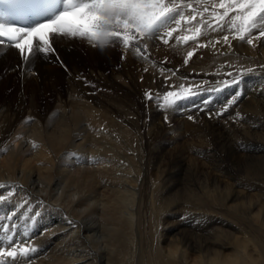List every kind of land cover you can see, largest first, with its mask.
<instances>
[{"label": "bare ground", "instance_id": "1", "mask_svg": "<svg viewBox=\"0 0 264 264\" xmlns=\"http://www.w3.org/2000/svg\"><path fill=\"white\" fill-rule=\"evenodd\" d=\"M175 2L186 16L209 21L219 0ZM226 19L221 31L201 27L202 59H192L196 43L175 39L186 35L181 30L163 43L168 28L141 40L147 50L139 53L122 41L102 47L56 37L55 52L37 48L25 61L0 45V247H34L24 264H264V203L249 204L250 215L242 210L258 193L241 190L234 169L241 158L264 161V46H257L264 37L234 38ZM158 46L166 55H155ZM238 76V99L234 87L210 99L209 83ZM136 83L158 85L142 95ZM180 85L195 95L163 116V94ZM149 92L154 104L146 111ZM166 117L194 129L189 152L172 146ZM154 120L155 134L146 127ZM257 171L243 178L255 185L263 176ZM190 172L193 183L182 186L180 175Z\"/></svg>", "mask_w": 264, "mask_h": 264}, {"label": "snow or ice", "instance_id": "2", "mask_svg": "<svg viewBox=\"0 0 264 264\" xmlns=\"http://www.w3.org/2000/svg\"><path fill=\"white\" fill-rule=\"evenodd\" d=\"M187 8L195 13L192 3H188ZM215 9H222V14ZM0 10V18L3 13L10 17H40L28 27L18 28L14 24L0 22V38H6L0 39V45L10 42L9 46L18 49L25 61L37 56V48L38 53L46 56L55 52L53 44L56 37L87 38L102 47L122 41L125 48L134 46L139 53L147 50L146 46L144 49L139 46L145 37L156 38L161 28H168L161 39L163 43L169 44L173 34L180 29L182 21L187 24L197 20L196 14H192L190 19L185 16L175 0H0ZM208 11L205 7L199 14L203 17L204 12ZM232 13L234 14L230 16ZM211 14L213 23H204L213 31L223 30L229 22L226 18L230 17V30H234V38L244 40L246 35L254 31L258 32L256 38L264 37V0H219L213 6ZM170 22H174L176 26L170 27ZM201 34V27H196L192 35L176 36L175 39L186 43L196 40ZM223 40L228 43V36L225 35ZM34 41L38 42L35 46ZM247 42L252 44L253 40L248 39ZM192 55V52L187 54L189 58ZM185 63H188L187 59ZM240 83L241 77L238 76L230 81L229 86L239 88ZM178 87L179 91L163 94L164 102L158 106L175 110L181 101L195 95L191 87ZM146 95L150 101L153 99L151 92ZM234 95L238 99L241 93L236 91ZM234 102L235 100L232 101ZM0 188H5V185L0 184ZM8 195L11 197L14 193L9 191ZM3 199V193H0V200ZM2 228L4 225L0 224V229ZM5 239H8L6 233ZM13 244L14 242L10 243L7 250L0 247V264H24L31 258L30 254L36 252L34 247L17 248Z\"/></svg>", "mask_w": 264, "mask_h": 264}, {"label": "rangeland", "instance_id": "3", "mask_svg": "<svg viewBox=\"0 0 264 264\" xmlns=\"http://www.w3.org/2000/svg\"><path fill=\"white\" fill-rule=\"evenodd\" d=\"M216 11H218V12H222V10L221 9H215ZM211 13H212V11H211ZM222 14V13H221ZM185 15V14H184ZM186 16V15H185ZM180 16H177L176 18L177 19H180L179 18ZM189 19H190V17L189 16H187ZM194 21H192L191 23H185V27H187V29H185V27L183 26V24H184V22L182 21L181 22V26H180V28L181 29H179V31L181 30L182 32H184V33H186V35H192L193 33H194V31H195V28L196 27H202V28H204L205 26H206V24L204 23L205 22V19H201V18H199L198 16H197V20L193 23ZM208 24H212V22H213V17H212V19L211 20H209V21H206ZM174 23V22H173ZM172 22H170V26H174L175 25V23L173 24ZM197 23V24H196ZM204 24V25H203ZM190 25V26H189ZM183 26V27H182ZM196 26V27H195ZM190 27V28H189ZM202 28H201V30H202ZM163 28H161L160 29V31L162 30ZM207 29H209L208 27H207ZM194 30V31H193ZM189 33H188V32ZM134 35H135V33H133ZM202 34L196 39V40H192V41H188L189 43L191 42H193V43H196V51H195V53H194V56L192 57V59H200L201 57H203V54L206 52V47L205 46H202V45H205L204 44V42H202ZM201 37V38H200ZM86 41H89L88 39H86ZM197 41V42H196ZM188 42H186V44L188 43ZM186 44H185V42H181V45L182 46H186ZM257 46H259V48H262L263 46H264V43L262 44V45H257ZM153 52L155 53V55L157 56V55H166V50L165 49H162V47H157V48H153ZM157 50H159V52H157ZM120 51H122V49H120ZM123 52V51H122ZM204 52V53H203ZM182 53V52H181ZM181 53H180V55H181ZM183 54V53H182ZM200 54H202V55H200ZM199 55V56H198ZM259 55H261V54H259ZM202 59V58H201ZM59 63H60V66H61V61H59ZM62 67V66H61ZM65 71H68V67H65V65L63 64V67H62ZM69 72V71H68ZM33 74L36 76V74L34 73V71H33ZM216 77V76H215ZM118 84H120V83H118ZM124 84V83H123ZM123 84H121V86L123 87V90H127L128 88H127V86L126 85H123ZM146 83H143V85H142V83H136L135 84V88H137V90L139 91L140 90V92L142 93V95H144L145 94V92L144 91H146L147 90V88H145V87H149L150 88V86L149 85H152L151 86V88L152 89H155L156 87H157V85L158 84H154V83H149V85H145ZM212 84V83H211ZM210 83H209V86H211L212 88V90L210 89L209 91H212V97L210 98V99H213V98H215L219 93H221V92H223V91H225L226 92V90L228 89V88H232L233 86H229L230 85V83H225V84H227V85H225V84H223V85H219L220 83H213L212 85H211ZM140 85V86H139ZM169 85H171V84H169ZM224 85H225V87H224ZM132 86H134V83H131V87ZM142 86H144V88H142ZM172 86V85H171ZM241 86V87H240ZM140 87V88H139ZM219 87H221V88H219ZM214 89H219V91H214ZM233 90H235V91H239V92H243V90H244V83H240V85H239V88H236V87H234L233 88ZM234 91V92H235ZM147 92H148V90H147ZM241 94H243V93H241ZM116 96H117V99H119V100H121V101H126V97L127 96H123V91H121V90H117L116 91ZM228 99H229V101H230V104L231 105H234L236 102H234V103H232V101H233V99H232V97H229L228 96ZM151 101H153V102H151ZM146 100V102H145V104L146 103H148V104H146V106H145V109H146V111H149V110H151V108H152V104H154V99L153 100ZM209 101H212V100H209ZM150 104V105H149ZM150 107H149V106ZM227 106L224 108L225 109V111L227 110ZM172 108H162L161 107V110H162V115L164 116H167V115H169L171 112H172V110H171ZM234 114L236 115L237 114V112H234ZM234 114H232V117L234 116V118H235V115ZM176 118V117H175ZM233 118V119H234ZM176 119H178V120H176V121H171L168 117H166L165 119H164V131L166 132V134H169V133H171V134H169V138L170 139H172V140H174V141H172L173 142V145L172 146H174L175 147V149H184V150H188L187 152H189V149L191 148L190 146V144L189 143H191L192 144V142L194 141V138H193V136H190V135H192V133H194L193 132V128L190 126H186V125H184V127L182 126L183 124V122H182V120H181V118H176ZM188 120H191L192 119V117H191V119L188 117L187 118ZM232 119V120H233ZM235 120V119H234ZM233 120V121H234ZM178 121V122H177ZM175 123V124H174ZM152 127H150V126ZM166 126H168V128L166 127ZM180 126H182V127H180ZM147 128H149L150 129V133H156V128H157V120H154L153 122H152V124H148L147 126H146ZM171 127V128H170ZM184 128V129H183ZM155 130V131H154ZM180 131V132H179ZM182 131V132H181ZM192 131V132H191ZM177 132V133H176ZM179 132V133H178ZM173 135H175L174 137L176 138H174L173 137ZM178 135V136H177ZM182 135V136H181ZM173 137V138H172ZM186 137V138H185ZM181 138V139H180ZM183 139L185 140V142H183ZM179 140V141H178ZM187 141H189V142H187ZM182 142V143H181ZM181 143V144H180ZM184 143H186V144H184ZM189 144V145H188ZM181 145V146H180ZM189 147V148H188ZM237 161H240V162H236V164H238L237 165V167H234V169H240L239 171H240V176L241 177H239V178H237V179H239V180H237L238 182L237 183H239V185L241 186V190H242V188H243V190L245 191L246 189H252V188H254V190H256L255 192L256 193H258V195L256 194V196L253 198V197H247V198H245L244 200V202H245V204H246V206H244L243 208L244 209H242V210H245L244 212L245 213H249V215L251 214V211H249L248 210V205L249 204H255V202H256V200H258L256 203H259V202H261V201H263V202H261V203H264V161H263V159L261 158V157H259V158H254V156H249L247 159L246 158H241V159H239V160H237ZM242 162V163H241ZM259 162V163H258ZM240 164V165H239ZM262 166V167H261ZM250 169H252V170H250ZM255 170H258L257 171V173H263L262 175V179L260 180V181H258L257 183H255V185H254V183H251L249 180H245V178H243V176H245L246 175V173H248V172H254ZM263 171V172H262ZM193 173L192 172H190V173H182L180 176L182 177L183 175L184 176H186V177H183L182 178V182H181V184H182V186H184L185 185V187L188 185V184H192L193 183V181H192V179H193V175H192ZM187 175H189V176H187ZM185 178H186V180H185ZM261 178V177H260ZM242 179V180H241ZM194 180V179H193ZM190 182V183H189ZM185 183V184H184ZM188 183V184H187ZM245 183H246V185H245ZM243 185V186H242ZM249 186V187H248ZM251 187V188H250ZM189 189H191V188H189ZM258 190H261V191H258ZM247 191V190H246ZM188 193H187V195H186V193H185V195L186 196H188V197H190V198H195V195H193L192 193L190 194L189 193V191H187ZM243 192V191H242ZM261 192V193H260ZM254 194V193H253ZM261 194V195H260ZM258 196V197H257ZM259 196H263L262 198H259ZM257 198V199H256ZM261 200V201H260ZM191 203V202H190ZM245 208H247V209H245ZM186 217H188V216H184V218H186ZM201 224H203V223H201ZM197 225H200L198 222L196 223H194V226H197ZM193 228V227H192ZM198 236H200V237H202L203 238V233H198L197 232V235L195 236L196 238H198Z\"/></svg>", "mask_w": 264, "mask_h": 264}]
</instances>
